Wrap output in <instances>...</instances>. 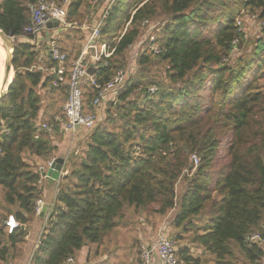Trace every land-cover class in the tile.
Returning <instances> with one entry per match:
<instances>
[{"label": "trees", "instance_id": "1", "mask_svg": "<svg viewBox=\"0 0 264 264\" xmlns=\"http://www.w3.org/2000/svg\"><path fill=\"white\" fill-rule=\"evenodd\" d=\"M93 1L69 0L67 21L82 22L93 10L94 26L111 0ZM37 2L0 0V30L23 36L31 21L28 6ZM244 17L260 25L264 0H114L99 42L115 51L94 65L92 78L103 85L125 71L144 21L164 22L155 36L159 54L145 42L105 116L93 129L78 131L68 173L57 182L25 264H63L93 248L99 260L104 253L98 248L125 223L129 210L160 220L175 211L169 227L179 244L177 264H264V247L247 241L252 234L264 240V33L248 55L231 61L245 46V33L236 26ZM69 33L83 38L81 29ZM50 66L40 51L16 43L13 83L0 100V264L21 259L42 199L34 160H51L54 141L63 140L59 126L52 134L38 129L56 116L63 119L67 99L63 85L52 87ZM155 66L165 67L164 75H150ZM152 86L156 91L150 94ZM95 94L84 81V111H91ZM191 156L199 160L193 173ZM178 182L184 188L177 199ZM9 219L17 223L12 231ZM107 254L114 261L117 248ZM135 260L140 263V251Z\"/></svg>", "mask_w": 264, "mask_h": 264}, {"label": "built area", "instance_id": "2", "mask_svg": "<svg viewBox=\"0 0 264 264\" xmlns=\"http://www.w3.org/2000/svg\"><path fill=\"white\" fill-rule=\"evenodd\" d=\"M114 3L111 0L105 10L101 14L97 24L89 26L90 20L94 16V11L90 10L82 22L70 23L67 21L66 7L69 0H38L35 5H29L28 8L31 14V21L28 25L22 28V33L25 36L34 38L46 28L47 24L57 22L59 30H69L71 28H78L87 30L88 33L85 38L82 52L77 60L73 61L69 67H66L67 56L63 53L61 46L56 40H51L47 46V52L52 62V66L48 69V73L53 77L52 87L63 85L66 88L67 99L62 107L63 119L61 117H54L51 123H40L38 129L48 134H52L56 126H59V133L66 137L71 146L74 147V140L78 137V131H88L93 129L96 124L104 116V111L109 103L116 100L119 90L124 85L127 77L132 73L128 71L119 70L117 74L107 83L98 84L92 76L87 73L89 67H93L96 63L105 61L113 55L115 48H110L106 43H99L101 26L106 19L108 12ZM97 4V0L93 1V6ZM241 20H237V27H241ZM143 28L151 27L154 29V24L146 21L142 24ZM261 31L264 32V21L259 25ZM152 38V37H151ZM246 38V37H245ZM148 44H155L152 38ZM154 55L159 54L155 46L150 47ZM106 65V62H103ZM95 69V68H94ZM88 80L91 87L96 92L95 97L89 104L91 111H84L82 100V85L84 81ZM156 91L155 87H150L148 92L153 94ZM72 147V148H73ZM56 158H51L47 163L36 165V172L39 174L38 186H42L47 179V171L52 167ZM190 160L193 163L192 173L197 167L199 160L196 156H192ZM66 171L60 172L65 174ZM67 174V173H66ZM43 203L39 200L35 205V214L41 213ZM51 208V207H50ZM9 231L17 227V223L13 219L6 222ZM160 228L154 236L152 243L143 244L140 248V263L139 264H177L178 263V245L174 238L169 236V229L166 225ZM43 229V228H42ZM42 231V230H41ZM250 242H258L262 246V240L258 234H252L248 240ZM63 264H74L72 257L66 259Z\"/></svg>", "mask_w": 264, "mask_h": 264}, {"label": "rangeland", "instance_id": "3", "mask_svg": "<svg viewBox=\"0 0 264 264\" xmlns=\"http://www.w3.org/2000/svg\"><path fill=\"white\" fill-rule=\"evenodd\" d=\"M243 20L244 21H242V23L241 22L240 23H241V27H243L242 31L245 33V37H246V38H244L245 39V46H243L242 51L239 52V51L235 50L233 52V55L231 57V61H234L235 59H237L240 56L248 55L250 53L252 47H253V44H254V41L256 40V37L260 35V32H262L260 27H259V23L254 22L253 18L244 17ZM152 24H154V29H151V27L143 28V36L141 37L140 41L136 45H134V47L130 50V53H132V55H133V57L131 58L132 62L130 61V63L125 68V71H128L129 73L132 71V73H133V71L135 70L133 60L137 56V53L143 51V49L145 47V45L143 46V44L145 42L148 43L153 38L155 41V44L154 45L148 44L149 50H150V47H152V46H155V48L157 50L159 49L157 44H156L155 36L159 33L158 30H159V28H161L163 26L164 22L162 19H160L156 22H153ZM236 25H237V23H236ZM263 39H264V36H263ZM14 42H15V40H14ZM164 70H165V67L155 66V67H152L151 69H149L148 72L150 75H153L154 77L158 78V77H161L162 75H164ZM108 106H106V109L108 108ZM106 109L104 112V116L106 113ZM54 143H56V142L54 141ZM27 158L28 157L24 155V159L27 160ZM183 188H184V185L181 182H178L176 185V189H175L177 199L182 194ZM174 213H175V211H172L166 217V219L160 220L159 216H155L151 213L145 212L141 215H138V214H134V212L132 210H129L127 212L126 220L124 221L125 223L118 226L115 229L114 234L110 235L109 242L103 244L100 248H98L99 252L100 253L103 252L104 254L107 253V251L111 252L112 249L117 248V257L114 261L112 259V256L110 254H107V255H110V261L107 259V260H105V262H101V263L98 261L95 262L94 261L95 259L93 256V252H94V248H93L92 250L91 249H89V250L83 249L80 252L78 258L76 260H74V264H79L78 263L79 258L81 259L80 262L82 264H134V262L136 261L135 260L136 256L139 255V251H140L141 246L143 244L152 243L155 234L157 233V231L160 228L164 227L163 225H166L168 227L169 236L173 238L174 231H172L170 229L169 222L171 221ZM155 226H156V228L154 229ZM177 245H179L178 242H177ZM262 247H264V245ZM196 254H198V253H196ZM99 261H102V259Z\"/></svg>", "mask_w": 264, "mask_h": 264}, {"label": "crops", "instance_id": "4", "mask_svg": "<svg viewBox=\"0 0 264 264\" xmlns=\"http://www.w3.org/2000/svg\"><path fill=\"white\" fill-rule=\"evenodd\" d=\"M95 19L97 20V18H95ZM97 21L95 22V24H97ZM91 23H92V20H90V24ZM90 24H89V26H91ZM66 32H67V30L64 31V30H59V29H48L46 26V28H44L40 32V34L35 36L34 38H30L28 36L23 35L21 37L14 38V40H15V43H17V44L18 43H20V44L25 43V44H28V45L34 47L38 51H40V58L42 60H47V59L50 60V57H49L48 52H47V46H48V43L54 39L59 43V45L62 48L63 53L67 56V63H68L69 60L75 61L80 56L82 49H83V45L85 43L86 34H85V31H83L81 29V33L83 34L82 35L83 38L78 40L77 38L75 39L71 33H69L67 35ZM64 37H66L65 39H67V42H68V47L67 48L65 47V51L63 49L64 45H61V43H60V39H62ZM72 40H73V43H72L73 45H71ZM100 43H106V42L100 41L98 44H100ZM44 72L47 74V70H44ZM78 135H79V133H78ZM76 139L74 140V144H75ZM53 145L55 147V151L52 152V158L53 157L54 158H62L65 160L63 172L64 171H66V172H65V174H63V173L60 174V179H61L63 176L66 175V173H68L67 157H68V154L73 149L72 148L73 146H71L70 141L66 137H63V140L61 143L56 142V143H53ZM33 160L34 159H32V161ZM34 162L37 165L47 163L46 161H40V160H34ZM56 185H57V182L50 180V179L43 182L42 187H41L42 188V199L40 200L43 203V208H42L41 213L36 215L34 220L29 225L28 236L25 240L26 244L24 247L23 255H22L21 259L19 261H17L16 264H25L27 262V260L30 258V256L32 255L34 248H35V245H36V242H37L39 235L41 233V230L44 227L46 220L48 218V215L50 213V207H52V204L54 202L55 195H56V187H57ZM101 259H102V261H99ZM107 259L110 261V255H107V253H105V254H103V256L99 260L95 259L94 261L95 262L98 261L101 263V262H105V260H107ZM80 261H81V259L79 258L78 263L82 264Z\"/></svg>", "mask_w": 264, "mask_h": 264}, {"label": "water", "instance_id": "5", "mask_svg": "<svg viewBox=\"0 0 264 264\" xmlns=\"http://www.w3.org/2000/svg\"><path fill=\"white\" fill-rule=\"evenodd\" d=\"M59 24L57 22L47 24L48 29H57ZM0 44L5 50V59L3 61L2 78L0 83V100H2L8 93L12 83L9 81L10 73L13 72L12 61L13 55L16 49V43L11 33L5 34L0 30ZM95 69L91 66L88 68L87 73L93 76ZM14 76V72H13ZM118 105V104H116ZM65 164V160L62 158H56L52 167L47 171V179L58 182L60 180V172L62 171Z\"/></svg>", "mask_w": 264, "mask_h": 264}, {"label": "bare ground", "instance_id": "6", "mask_svg": "<svg viewBox=\"0 0 264 264\" xmlns=\"http://www.w3.org/2000/svg\"><path fill=\"white\" fill-rule=\"evenodd\" d=\"M5 50L3 49L2 45L0 44V83L2 78V69H3V61L5 59ZM13 72L10 73L9 81L12 80Z\"/></svg>", "mask_w": 264, "mask_h": 264}]
</instances>
